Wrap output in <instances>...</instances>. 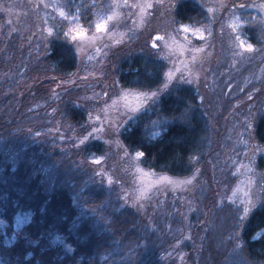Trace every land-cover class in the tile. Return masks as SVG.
<instances>
[{"label":"trees","instance_id":"16d2710c","mask_svg":"<svg viewBox=\"0 0 264 264\" xmlns=\"http://www.w3.org/2000/svg\"><path fill=\"white\" fill-rule=\"evenodd\" d=\"M65 1L80 7L84 25L105 3ZM173 13L177 22L195 25L207 17L197 0H180ZM244 33L261 45L260 14L250 16ZM33 39L17 31L0 38L1 264H187L182 255L191 264H264V200L241 227L238 211L226 203L192 215L190 228L177 231L178 220L160 225L102 182L91 158L106 153L104 138L93 135L80 144L90 114L88 91L52 84L77 69L75 47L53 37L47 50L36 53ZM165 71L159 55L139 50L123 58L115 73L122 86L144 91L159 88ZM203 107L192 85L177 82L125 122L119 138L129 151L145 153V168L190 176L211 150V121ZM253 130L264 144V111ZM259 164L264 168V156Z\"/></svg>","mask_w":264,"mask_h":264},{"label":"rangeland","instance_id":"374dc122","mask_svg":"<svg viewBox=\"0 0 264 264\" xmlns=\"http://www.w3.org/2000/svg\"><path fill=\"white\" fill-rule=\"evenodd\" d=\"M179 1L151 0L155 6L142 22L138 8L126 7L123 0H116L120 7L115 10L120 15L109 23L107 33L96 34L95 23L110 14L113 0H105L98 7L89 25L82 23L80 7H72L65 0H0V38L12 31L22 37L27 33L33 35L36 53L47 50L53 37H61L75 47L77 69L67 79L52 78V84L58 89L77 86L88 91L85 99L90 114L82 135L99 129L94 136L104 138L107 151L91 161L101 159L99 165L93 162L97 173L104 174L98 175L100 180L108 187L117 188L126 204L163 226L178 220L174 228L179 231L190 228L192 215L201 216L209 207L230 203L241 217V227L255 206L264 200V168L259 167L264 151H254V146L264 144L257 140L253 130L259 113L264 111V39L261 45H254L253 53H247L238 46L235 37L250 43L244 33L250 16L260 14L264 24V10L251 5L264 0H197L207 12L205 21L199 25L175 20L173 6ZM143 2L128 0L129 5ZM45 3L50 6L45 8ZM57 4L70 14L69 19L61 17L52 6ZM240 4L245 7L238 8ZM71 16H77L78 21L71 22ZM234 17L242 21H237L236 31L230 27ZM180 24L200 29L205 38L185 34ZM79 25L88 30V37L100 35L102 39L73 41L71 29ZM48 28H52L51 33ZM158 36L164 39L157 40ZM154 43L159 47H153ZM139 50L159 55L166 63L164 82L155 90H136L118 82L115 73L118 64ZM239 52L244 55L235 54ZM177 82L192 85L200 93L211 121L210 154L187 177L145 168L141 157L129 151L119 138V129L125 122L135 119L137 113ZM152 92L158 95L153 98ZM246 119L253 121L251 136ZM189 180L191 183H185ZM245 207L250 208L247 214L243 211ZM235 251L241 252L239 238ZM182 257L191 264L188 256Z\"/></svg>","mask_w":264,"mask_h":264},{"label":"snow or ice","instance_id":"6c2138e0","mask_svg":"<svg viewBox=\"0 0 264 264\" xmlns=\"http://www.w3.org/2000/svg\"><path fill=\"white\" fill-rule=\"evenodd\" d=\"M123 3H124V6H126V7L138 8L140 10L141 21L142 22H143L144 18L147 17L148 11L151 10L152 8H154V6H155L151 2V0H144L143 3H136V4H133V5H129L128 4V0H123ZM49 6L50 5L47 4V3L44 4L45 8H47ZM52 6L55 7L59 11V15L61 17H63L66 20L69 19L70 14L66 13L63 7H61L58 4L57 5H52ZM95 6H96L95 5V0H93V7H95ZM251 6L252 7H258L260 9L264 10V3L253 4ZM37 7H39V5H37ZM119 7H120V4L118 2H116V0H113V4L109 6V8L111 9L110 14H107L106 16L101 17L98 20V22L95 23V33L96 34H104V33H107L109 31V23L111 21L115 20L120 15V13L115 10V9H118ZM234 7H237V6L234 5ZM244 7H245L244 4L238 5V8H244ZM209 10L213 11V9H209ZM77 21H78V17L77 16H71V22L75 23ZM237 21L242 23V21L240 20V17H234V21L230 24V27L233 29V31H236L238 29L239 25H238ZM9 23H10V21H9ZM179 27L185 34L191 33L193 36L199 35L201 40H203L205 38L204 37V33L198 28H191V27H189L187 25H184V24H180ZM221 31H223V28L221 29ZM48 32L51 33L52 32V28H48ZM71 39L73 41L84 40V39L99 40V39H102V36L96 35V36H93V37H88V30L83 28L82 25H79V26L71 29ZM162 39H164V37H162V36H158L157 37V40H162ZM235 40L238 41V46L241 49H244V52H247V53H253L254 52V45L253 44L245 42L244 40L240 39L239 36H236ZM153 47H159V45L154 43ZM97 50L99 51V49H97ZM262 51H264V50H262ZM244 52H239V53H235V54L242 56V55H244ZM168 76L171 77V73H168ZM157 95H158L157 92H152L151 93V96L153 98H155ZM249 99H251V96L249 97ZM99 119H100V117L97 116L96 120L99 121ZM252 123H253V121L246 119V128L249 131V135L250 136H251V133H252V128H251ZM97 131H99V129H95L94 128L92 132H89L86 136H84L83 138L80 139V144H83L85 142V140H87L88 138L93 136L95 134V132H97ZM37 135H39V133H37ZM254 151H264V146H259V145L254 146ZM136 156L137 157H143V156H145V153L143 151H137L136 152ZM93 162L95 164L99 165L101 163V159L97 158ZM97 174L101 175V176L104 175L103 173H97ZM162 179H167V178H162ZM108 182L110 184L113 182L111 176L108 177ZM169 182L173 183V181H169ZM185 183H191V181L190 180L189 181H185ZM243 211H244V213L247 214L250 211V208L249 207H245L243 209Z\"/></svg>","mask_w":264,"mask_h":264}]
</instances>
